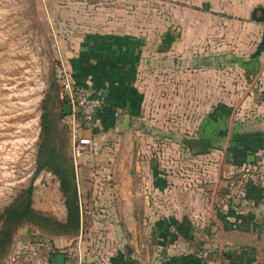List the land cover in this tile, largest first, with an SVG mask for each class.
I'll list each match as a JSON object with an SVG mask.
<instances>
[{"label":"crops","instance_id":"0c3cea01","mask_svg":"<svg viewBox=\"0 0 264 264\" xmlns=\"http://www.w3.org/2000/svg\"><path fill=\"white\" fill-rule=\"evenodd\" d=\"M46 1L58 22L53 35L70 34L62 29V0ZM128 4L100 14L96 25L80 24L69 44L75 74L109 104L80 162L96 182L85 191L78 187L80 232L60 237L55 244L62 250L53 252L65 253L66 264H264V176L240 206L221 205L229 178L264 151V22L251 19L264 0L206 4L203 49L173 39L160 18L158 27H149L146 12H131ZM213 22L222 30L217 39ZM199 49L202 59L195 56ZM169 115L176 121L168 127H199L190 141L204 140L208 153L195 155L185 145L189 151L169 163L153 161L149 181L134 187L131 171L120 175L107 156L105 140L119 138L133 150L135 127H166L161 123ZM128 118L130 128L117 133ZM167 145L179 149L177 142ZM102 176L118 177L123 186H98Z\"/></svg>","mask_w":264,"mask_h":264},{"label":"rangeland","instance_id":"374dc122","mask_svg":"<svg viewBox=\"0 0 264 264\" xmlns=\"http://www.w3.org/2000/svg\"><path fill=\"white\" fill-rule=\"evenodd\" d=\"M128 1L131 12L139 8L146 12L149 27H158L160 21L157 18H160L164 28L173 30V39L186 44L195 43L197 48L202 49L206 45L204 25L208 24V20L202 14L205 5L211 6L213 0H62V29L70 31L68 35L62 31V38L53 35L52 29L58 22L49 17L46 0H0V230L5 211L30 187L33 188V209L62 222L65 201L58 179L46 171L37 173L44 109L51 114L50 122L54 125L58 145L66 138L70 149L71 131L54 73L56 43L62 40L65 60L72 73L75 72L70 66L75 51L69 46L77 38L74 36L75 28L80 24L88 27L96 25L100 14L108 15L111 7L119 5L121 8ZM193 13H196L194 18ZM190 27L191 30H188ZM213 31L215 34L212 35L217 39L222 30L213 22ZM80 38L84 42L93 39ZM201 51L196 52L197 58L202 59ZM174 118L170 115L165 118L161 124L166 127H155L148 121L140 122V126L153 127H135L133 150L127 151L119 138H106L107 156H111L115 165L121 167L120 175L131 171L134 187L149 181L153 161L169 163V157L188 150L184 141L198 135L196 130L199 127H168L176 121ZM168 141L177 142L179 149L167 145ZM69 155L71 157L70 150ZM78 176L81 190L92 189L96 183L85 165L79 166ZM98 186L119 189L123 185L118 177L106 180L102 176ZM82 198L85 199L84 194ZM26 226L27 231L24 230ZM59 236L52 227L26 223L17 230L0 264H46L50 252L62 250V244L58 247L55 244Z\"/></svg>","mask_w":264,"mask_h":264},{"label":"trees","instance_id":"16d2710c","mask_svg":"<svg viewBox=\"0 0 264 264\" xmlns=\"http://www.w3.org/2000/svg\"><path fill=\"white\" fill-rule=\"evenodd\" d=\"M73 73L75 82L87 89L88 86L80 80L79 76L76 75L74 71ZM92 95L103 99L100 96ZM65 104L66 102H63V105ZM107 104H109V98L105 99L103 106L106 107ZM113 111L114 110L110 108L108 114L112 116L114 113ZM99 114L97 118L99 117ZM50 118V112L47 109H44L42 116V143L38 153L37 173L40 174L41 172L46 171L58 179L60 191L65 201L67 221L63 223L35 211L33 209L32 201L33 188L30 187V189L23 192L22 196L15 204L5 211L3 227L0 230V259H3L7 255L14 235L17 230L26 223H32L36 226H45L48 228L52 227L53 231L57 235H60L59 237H76L80 232L81 210L79 191L73 160L69 155V144L65 138V140L62 141V144L58 145L59 141L54 134V125L51 124Z\"/></svg>","mask_w":264,"mask_h":264},{"label":"built area","instance_id":"2783aa9c","mask_svg":"<svg viewBox=\"0 0 264 264\" xmlns=\"http://www.w3.org/2000/svg\"><path fill=\"white\" fill-rule=\"evenodd\" d=\"M54 73L56 83L61 89V99L71 107L67 125L71 131V158L76 172L77 185L81 160L93 146L92 133L97 124V116L103 107V99L93 96L85 87L75 82L74 76L65 60L59 43H56ZM87 133L88 136H87ZM264 176V151L253 164H246L241 172L228 180L227 191L222 198L223 207H238L246 198L249 188L259 183ZM81 205V199L79 197Z\"/></svg>","mask_w":264,"mask_h":264},{"label":"water","instance_id":"95a60500","mask_svg":"<svg viewBox=\"0 0 264 264\" xmlns=\"http://www.w3.org/2000/svg\"><path fill=\"white\" fill-rule=\"evenodd\" d=\"M208 9V6L205 7ZM252 21L256 23L264 22V9L257 8L253 11L251 16ZM64 115L69 117L71 115V107L64 105ZM130 128V119L128 118L124 124L116 128L117 133H122ZM185 145L188 146L195 155H203L208 153V148L204 140L199 141H186ZM253 163L255 161H252ZM156 165H154L155 167ZM28 227L24 228L27 231ZM67 255L62 252H52L49 254L48 263L50 264H66Z\"/></svg>","mask_w":264,"mask_h":264}]
</instances>
